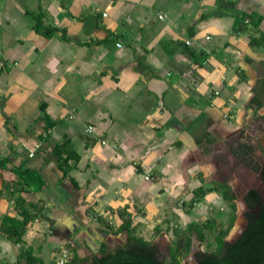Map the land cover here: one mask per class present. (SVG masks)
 Listing matches in <instances>:
<instances>
[{"label": "crops", "instance_id": "1", "mask_svg": "<svg viewBox=\"0 0 264 264\" xmlns=\"http://www.w3.org/2000/svg\"><path fill=\"white\" fill-rule=\"evenodd\" d=\"M64 136L80 157L66 178L53 153ZM0 159V224L20 218L18 199L38 211L21 245L0 232V264L29 247L45 264L62 247L114 248L126 234L104 231L121 210L146 240L167 212L183 229L230 215L215 191L194 212L176 207L201 185L226 182L246 212L244 196L264 189V0H0ZM20 166L43 187L17 184Z\"/></svg>", "mask_w": 264, "mask_h": 264}, {"label": "trees", "instance_id": "2", "mask_svg": "<svg viewBox=\"0 0 264 264\" xmlns=\"http://www.w3.org/2000/svg\"><path fill=\"white\" fill-rule=\"evenodd\" d=\"M244 18L245 16L241 19L235 18L234 32L239 31L245 25ZM251 21L254 25H257V21L252 18ZM36 29L46 36L57 30L54 27L42 28L41 24L40 27L36 24ZM260 43V40H251L252 45H260ZM41 120L45 122L46 131L56 125V122H53L45 113L43 106ZM53 153L58 160V166L63 177L66 178L72 168L70 161L78 162L80 159L73 148L71 140L64 136L60 143L54 145ZM6 162L5 159H0V167H4ZM16 173L20 178L17 184L34 190L43 187V181L36 172L20 166L16 169ZM259 173L261 182L264 184V165ZM71 181L73 183V180ZM200 181L203 182L201 178ZM36 184L38 186L35 188ZM25 191L23 189V192ZM212 191L219 192L222 199L229 206L230 215L225 227L217 228L215 221L212 219H208L203 223H190L184 229H174V239L168 245L163 246L157 239L161 234L159 226L154 228L153 238L146 240L137 234V226H133L131 216L125 210H121L118 212L122 221L121 224L116 230L108 224L106 225L108 230L104 232L106 235L125 233V242L111 248L102 241L99 243L97 252L91 253L85 258L79 257L75 248L67 246L71 251V257L67 264H184L183 262L192 252L193 239L198 240L200 244L205 243L206 230L216 231L215 246L212 250L195 252L193 257L197 264H264V203L260 194L255 190H250L244 196L243 200L247 207V211L244 213L246 225L238 238L234 242H229L226 237L233 228L237 217L236 195L226 182L214 183L211 187L201 185L194 189L189 207L193 208L207 193ZM16 204L20 218L5 216L0 224V232L12 243L21 245L24 233L29 223L38 216V211L32 213L28 207L24 206V202L19 199ZM96 219L98 222L104 223L102 218L97 217ZM12 264H45V262L36 256L33 249L29 247L22 248L18 260ZM50 264H57V261L54 260Z\"/></svg>", "mask_w": 264, "mask_h": 264}, {"label": "rangeland", "instance_id": "3", "mask_svg": "<svg viewBox=\"0 0 264 264\" xmlns=\"http://www.w3.org/2000/svg\"><path fill=\"white\" fill-rule=\"evenodd\" d=\"M255 183V181L253 182ZM256 189L257 191H259V194L261 196L262 202L264 203V189H263V185L258 181L255 183ZM238 199H240V196L238 197ZM190 201V200H189ZM189 201H184L183 199H178L176 202V207L183 209L185 212H194L196 209V205L191 208L189 207L190 202ZM237 210H239L238 213V217H241L242 221L240 223H237L234 225V228H237V232L234 234L233 231L231 230L229 232V234L226 237V240L229 242H232L237 236L238 234L241 232L242 228L244 227L245 224V220H244V212H245V208L242 205L241 201H239V203L237 202ZM167 216L164 220L161 221L160 224H158L157 226H162V225H166L168 224V228L167 229H161V231H163L161 233V237L163 239V243L162 245L165 246L168 242L172 241L174 239L173 236V230L180 228V223H178V218L176 216H171L170 212H167L166 215ZM228 216H229V212L228 209L223 207V210L220 211H212V212H208L207 214H204V221L208 219H212L215 221V225L217 228L219 227H225L228 221ZM201 222V223H203ZM154 230V229H153ZM152 230V231H153ZM172 231V237L169 236L168 233H170ZM165 233V234H164ZM152 236H154V233L152 234ZM215 236H216V231H208L206 230V241L203 244H200L198 240H196L195 238L193 239V244H192V252L189 255L188 258H191V260H189L188 258L183 262L184 264H194L195 259L193 257V254L197 251H205L207 249L212 250L215 246Z\"/></svg>", "mask_w": 264, "mask_h": 264}, {"label": "built area", "instance_id": "4", "mask_svg": "<svg viewBox=\"0 0 264 264\" xmlns=\"http://www.w3.org/2000/svg\"><path fill=\"white\" fill-rule=\"evenodd\" d=\"M159 19H163V16L162 15H159L158 16ZM245 22H248L247 20ZM86 133L87 134H91L92 133V127L91 126H88L86 128ZM30 156H32V154H30ZM151 176L149 175H146V179H150ZM71 257V251L67 248V247H62L61 250H60V253L57 257V264H67L69 259Z\"/></svg>", "mask_w": 264, "mask_h": 264}, {"label": "water", "instance_id": "5", "mask_svg": "<svg viewBox=\"0 0 264 264\" xmlns=\"http://www.w3.org/2000/svg\"><path fill=\"white\" fill-rule=\"evenodd\" d=\"M244 228H245V226L243 227V229H244ZM243 229H242V231H243ZM242 231H241V232H242ZM241 232L238 234V236L241 234ZM238 236H237V238H238ZM237 238H235L232 242H234ZM188 259L191 260V258H188ZM185 264H186V263H185ZM194 264H197L196 261L194 262Z\"/></svg>", "mask_w": 264, "mask_h": 264}, {"label": "bare ground", "instance_id": "6", "mask_svg": "<svg viewBox=\"0 0 264 264\" xmlns=\"http://www.w3.org/2000/svg\"><path fill=\"white\" fill-rule=\"evenodd\" d=\"M232 231H233V233L235 234L238 230H237V228H236V229H233Z\"/></svg>", "mask_w": 264, "mask_h": 264}]
</instances>
